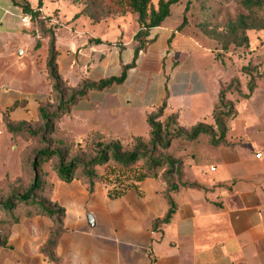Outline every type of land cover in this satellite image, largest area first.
Here are the masks:
<instances>
[{"label": "crops", "instance_id": "0c3cea01", "mask_svg": "<svg viewBox=\"0 0 264 264\" xmlns=\"http://www.w3.org/2000/svg\"><path fill=\"white\" fill-rule=\"evenodd\" d=\"M21 2L0 0V106L7 110L25 103V109L39 115L36 101L53 93L47 73L49 39L33 25L21 23L24 14L17 5ZM61 4L43 0L41 13L59 24L56 62L66 84L78 89L85 82L120 77L123 67L134 61L136 20L133 26L123 21L125 28H109L77 17L76 6L64 11ZM164 24L150 32L147 48L123 84L90 91L61 120H74L75 126L90 132H129L144 139L135 132L141 124L148 125V116L167 101L162 121L177 115L185 130L201 123L213 125L222 89L214 57L192 36ZM39 42L47 51L45 65L38 60ZM27 58L29 68H18ZM20 108L13 120L27 119ZM146 132L144 140L149 141L150 127ZM226 141L217 148L205 137L173 141L169 154L182 162V183L197 187H179L172 195L177 206L173 219L156 228L155 222L169 211L167 184L161 180L146 179L139 192L116 200L107 198L102 184L90 194L78 181L59 182L53 200L68 211L62 206L65 232L56 249L57 264H264V132H228ZM65 194L89 210L69 211ZM41 221L45 232L25 231L23 255L34 256L35 264H54L35 250L40 239L39 248L44 247L53 226L46 218ZM15 239L11 237L9 246Z\"/></svg>", "mask_w": 264, "mask_h": 264}, {"label": "trees", "instance_id": "16d2710c", "mask_svg": "<svg viewBox=\"0 0 264 264\" xmlns=\"http://www.w3.org/2000/svg\"><path fill=\"white\" fill-rule=\"evenodd\" d=\"M154 0H114V4L120 6V10L131 12L138 15L139 31L134 37L138 44L135 50L134 61L131 65L123 67L120 77H113L100 83L85 82L78 89L70 88L58 72L57 51L55 40V26L51 25V17H44L41 13L43 0L38 1L36 9L32 8L28 0H22L17 4L21 7L23 14L31 18L33 25L40 34L49 39V57L47 61V73L53 87L52 101L39 106V124L36 128L27 127L24 123L8 125V130L13 135H23L26 138L37 142L41 147L35 153L32 167L36 174L32 185L25 191L12 195L10 198L0 201V215L7 217L12 225L18 223L17 213L20 209H28V217L39 216L50 219L53 226L49 238L43 247V254L50 262H59L56 256V249L59 241L65 232V209L56 202H53L49 194L45 192L41 183L42 165L52 157L59 160L56 167L57 176L64 183H72L81 173L82 180L90 194L94 193L97 184H102L105 188L107 198L116 200L127 195L129 192H139V185L146 179L161 180L167 184L165 198L169 204V211L163 220L155 222V228L171 222L176 213L177 206L172 195L179 187L196 188L195 184H184L183 166L169 154V149L174 140L181 139L188 142H196L201 137H205L212 147L227 145V120L236 115L235 107L227 99L228 89H221L219 101L214 108L212 120L213 125L201 123L191 130L179 127L178 116L172 115L162 121L167 101L148 116V125L151 129L149 141L143 138H135V145L132 150L125 151L120 143H98L95 155L91 158L75 157L67 160L68 153L53 148L52 137L56 132L59 120L66 115L70 109L80 100L84 99L90 91H103L113 85H121L126 79L128 72L136 67L139 54L147 48L150 32L162 27L165 21L171 16L172 7L178 5L182 0H159L158 7L153 6ZM241 5L248 11L254 8H262L261 0H243ZM188 5L186 11H189ZM188 25L187 17L180 27V31ZM232 35L239 31L244 35L243 43L248 47L250 40L247 33L257 30L255 26L248 23L245 16H240L236 22L229 25ZM263 29V28H261ZM97 44L101 40L95 41ZM39 44H37V48ZM250 65L243 68L242 72L248 74ZM250 75V74H249ZM249 92L252 94L256 88L255 79L251 78L248 85ZM238 91L240 92L239 86ZM248 97V96H246ZM25 103H16L10 110L15 111L24 107ZM99 167L110 169L111 173L118 174L115 178L101 176L98 172ZM10 235L0 238V249L9 248Z\"/></svg>", "mask_w": 264, "mask_h": 264}, {"label": "rangeland", "instance_id": "374dc122", "mask_svg": "<svg viewBox=\"0 0 264 264\" xmlns=\"http://www.w3.org/2000/svg\"><path fill=\"white\" fill-rule=\"evenodd\" d=\"M32 6H36L38 0H29ZM63 10L66 6H76L79 10L77 17L84 16L90 19L94 24H107L109 28L119 25V28H125L121 23L128 21L132 26L135 20L138 23V15L131 12H123L120 6L115 5L114 0H59ZM243 0H182L178 5L172 7L171 16L166 20L164 26L175 29L179 32L192 36L206 49L208 54L215 60V66L223 89H228L227 99L233 103L236 115L227 120L228 132H264V0L262 8H254L252 11L246 10L241 2ZM159 0L153 1V6L158 7ZM189 11H186L187 6ZM240 16H245L248 23L255 26L257 30H251L247 33L250 40V46L244 43L237 46L234 42L240 43L244 35L239 31L232 35L229 25L236 22ZM187 17L188 25L180 31V27ZM263 28V29H261ZM133 29V27H132ZM129 35L126 29L125 38ZM160 42V41H158ZM39 63L45 65L46 49L39 42ZM42 48V49H41ZM30 59H24L18 63V68L24 66L27 70L30 66ZM250 65L248 74L242 72L243 68ZM250 74V75H249ZM251 78L255 79L256 88L252 94L249 92L248 85ZM49 85V81L44 82ZM238 86L240 92L238 91ZM28 89L27 86L23 87ZM53 94L47 98L38 99L39 106L52 101ZM248 96V97H246ZM19 112L27 114L26 120H13L12 115L15 111L10 109L3 110L0 106V201L10 198L12 195L27 190L33 183L36 176L32 161L35 153L40 149V145L32 139L23 135H13L8 130V125L24 123L27 127L36 128L39 124V115L37 111L21 107ZM149 131L147 123L140 125L135 132L137 135L147 140L145 133ZM90 132L82 127L75 126V121L66 119L59 120L56 126V132L52 137L53 148L68 153L67 160L75 157L91 158L95 155L96 145L98 143L110 144L120 143L125 151L132 150L135 145V137L130 136L129 132ZM59 160L57 157L50 158L42 165L40 177L42 187L53 202V193L59 182L56 172ZM111 170L105 167H99L98 172L101 176L115 178L117 173H111ZM84 178L81 173L75 181L86 184L82 181ZM100 184V183H99ZM88 190V189H87ZM64 199L69 201L66 205L71 207L69 211L82 213L89 210L88 207L82 208L79 200L74 202L68 194ZM82 199V198H80ZM64 206L63 204H59ZM67 211L68 209L65 208ZM28 209H20L17 213L18 223L11 224L5 216L0 215V238L4 236H15L13 246L6 249H0V264H35L34 256H24L21 245L25 231L30 229L34 231L45 232L46 225L41 221L45 217H28ZM91 216L90 214L87 216ZM53 225V222L46 218ZM43 240L37 242V249L43 254L41 246Z\"/></svg>", "mask_w": 264, "mask_h": 264}, {"label": "built area", "instance_id": "2783aa9c", "mask_svg": "<svg viewBox=\"0 0 264 264\" xmlns=\"http://www.w3.org/2000/svg\"><path fill=\"white\" fill-rule=\"evenodd\" d=\"M21 23L24 25V26H30L31 25V18L28 16V15H22L21 16ZM51 25L53 26H58L59 24L55 21V20H51ZM257 158H261V155H257Z\"/></svg>", "mask_w": 264, "mask_h": 264}]
</instances>
